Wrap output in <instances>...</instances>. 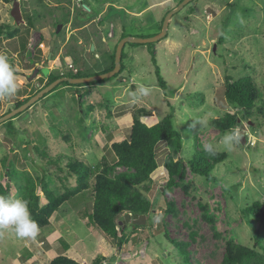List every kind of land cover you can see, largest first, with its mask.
Here are the masks:
<instances>
[{
	"label": "rangeland",
	"instance_id": "374dc122",
	"mask_svg": "<svg viewBox=\"0 0 264 264\" xmlns=\"http://www.w3.org/2000/svg\"><path fill=\"white\" fill-rule=\"evenodd\" d=\"M18 1L22 23L16 26L10 16L13 0H0V23L18 27L26 46L20 58L10 51L6 38L0 39V54L7 56L18 77L16 93L0 99V117L45 82L40 71L28 81L35 68H29L27 61L38 50L41 63L35 67L47 68L48 75L102 74L122 34L158 35L161 19L181 0ZM28 19L33 26L23 23ZM147 47L125 45L119 76L84 86L58 84L10 123L0 124V184L12 187L11 198H19L14 183L23 184L28 178L44 177L55 194L73 189L76 177L48 161L57 157L63 166L70 157L90 167L112 163L110 145L128 138L139 110L146 112L140 118L146 125L173 116L182 140L174 161L185 163L197 152H207L208 144L224 153L225 160L208 178L186 167L176 186L163 193L170 149L160 144L158 167L146 194L154 215L145 221L146 227L128 226L120 249L88 224L92 208L88 188L63 203L35 239L17 238L11 229L0 231V264H49L58 255L80 264H91L96 256L104 258L100 264H185L182 246L191 264H220L228 241L264 256V222L245 213L253 203L264 202V118L259 114L264 110V0H193L175 13L165 38L154 44L163 88L158 86ZM227 76L233 81L250 77L257 100L249 120L243 118L222 134L211 127V121L237 111L223 97ZM237 127L239 141L228 150L223 138ZM242 136L246 139L240 142ZM7 169L10 177L5 176ZM124 171L117 168L114 173ZM170 203L174 209L167 213Z\"/></svg>",
	"mask_w": 264,
	"mask_h": 264
},
{
	"label": "trees",
	"instance_id": "16d2710c",
	"mask_svg": "<svg viewBox=\"0 0 264 264\" xmlns=\"http://www.w3.org/2000/svg\"><path fill=\"white\" fill-rule=\"evenodd\" d=\"M3 1L8 2V0ZM168 12L169 11H167L165 15ZM164 16L158 24L157 32L161 30ZM31 22L32 21H29L28 19L23 23L33 26ZM20 31L21 30L18 27L14 29L11 28V25L9 24L0 23V39L2 37L6 38L10 51L19 55L20 58H23L26 46L25 42H23L22 38L19 36ZM123 37L126 36L122 34L120 39ZM154 44L155 43L144 45L148 46L147 48L151 55V63L154 66V74L158 86L163 88L165 83L160 76L159 68L156 64ZM128 45L134 47L139 46L140 44ZM124 48L125 46L123 47L121 54L120 71L113 77L119 76L123 69L122 61L125 55L123 52ZM114 55L115 49L107 56L109 67L103 71L102 74L113 69ZM40 56L41 52L38 50L37 55H33L31 60L29 59V61H27V63L30 62L31 64L29 68L33 67L38 69L35 66L41 63ZM9 63L11 64V62ZM89 76L91 75L81 72L75 74L71 72L66 75L49 74L45 80H42L45 81L43 85L39 83L40 87H38L36 91L29 96L27 95L22 101H16L13 103V106L7 110L5 114L20 107L39 90L61 77L81 78ZM40 79H42V77L37 80ZM42 81L40 80L39 82ZM62 83L65 84V86L69 85L66 82ZM80 85L84 86L85 84ZM52 91H54V89ZM45 96L46 95L42 98ZM223 97L225 101L230 106L235 107L237 111L226 112L222 117L211 121V127L222 134L232 131L237 125H239L238 121L240 123L243 118L244 121L246 119L249 120L250 112L257 100V92L254 89L253 80L250 77H243L233 81L230 77H225ZM91 107L92 106H89V110H91ZM138 114L140 115L132 118V125L128 138L115 141L110 145V151L113 154L112 163H99L94 167H90L70 157H66L67 159L64 160L66 163L63 166L58 165L59 161H57V157H54L55 160L51 163L48 161L49 165L53 164V167L60 169L61 172L65 173L67 176L76 177V187L73 189L64 188V191L61 194H55L45 183L44 177H42V179L28 178L23 184L19 182L14 183L13 186L18 192L19 199L28 202L31 217L38 223L40 229L49 225L53 213L63 203H66L70 197L80 192L87 191V189L90 188L92 208L91 213L87 216L88 224L94 225L100 229L107 237L113 240L116 243L117 248L120 249L126 240L125 230L128 226L138 229L146 227L147 224L144 226L132 224L118 226V218L128 213L131 215L145 216V221L147 222L148 218L154 215L153 205L146 194L149 192L148 184L151 182V174L158 167L156 151L160 144H165L170 149L164 163L168 180L166 186L162 189L163 193L176 186V178L181 177L185 173L186 167L192 174L208 178L214 167L225 160L226 155L224 153L213 151L212 153L197 152L196 155L191 156V158L185 163L181 160L174 161V158L181 152L182 140L173 127V116L167 114L157 123L146 125L140 120L141 117L146 116V112L144 110H139ZM259 114L264 118V110H261ZM12 119L8 120L7 123H10ZM66 140L68 139L66 138ZM117 168H123L125 171L115 174L114 170ZM8 170L9 169H7V171ZM7 171L5 172V176L10 177L11 175L9 174V171ZM11 188L12 187L7 183L0 184V195H5L11 198ZM160 194H162V192H160ZM263 207L264 202H255L245 209V213L262 223L264 222ZM173 209L174 207L170 203L167 205L166 212L171 213ZM206 209L207 208L202 207L203 211ZM82 218L84 219L85 216H82ZM205 218L208 222L212 221L210 217ZM171 243L174 246L177 245L175 241H172ZM176 247L178 249V246ZM182 248L183 262L185 264H191L188 259V253L185 252V246H182ZM103 260V257L96 256L91 264H100ZM49 264L80 263L67 256L58 255L54 257ZM220 264H264V256L261 257L254 251V249H249L237 245L232 241H228L225 245L224 255Z\"/></svg>",
	"mask_w": 264,
	"mask_h": 264
},
{
	"label": "water",
	"instance_id": "95a60500",
	"mask_svg": "<svg viewBox=\"0 0 264 264\" xmlns=\"http://www.w3.org/2000/svg\"><path fill=\"white\" fill-rule=\"evenodd\" d=\"M191 1H193V0H182L177 5L176 8L170 10L165 15L163 22H162L160 33L158 35L148 37V38L123 37L122 39H120L116 48H115L114 67L112 70L105 72L103 74H99V75H95V76H89V77H81V78L61 77V78L53 81L49 85L45 86L41 90H39L34 96H32L27 102H25L20 107L12 110L11 112L3 115L2 117H0V124L7 122L8 120L15 117L17 114H20L21 112L30 108L34 103H36L39 99H41L44 95H46L47 93L52 91L58 84H60L62 82H66L69 85H80V84H87V83L96 82V81H100V80L110 79L113 76L117 75L120 71V68H121V54H122L123 47L126 44H140V45L141 44H152V43H156L159 40L165 38L170 18L175 13L180 11L185 5L190 3ZM10 16L14 20V23L16 26H18L19 24L22 23V16H21L20 5H19L18 0H13V5H12L11 11H10ZM54 39H55V36L52 37V39L49 43L50 52H51L53 44H54V42H53ZM49 56H50V54L48 55V58H49ZM39 71L41 73H43V75L45 77L48 76V69L47 68H44L41 70L34 69L32 74L28 77V81L34 79L37 76ZM238 123H239V121H238ZM243 140L245 141L244 136H242L240 138V142H243ZM145 220H146L145 216H137V215H131V214L126 213V214H124L118 218V226L126 225L128 223H131L132 225H144Z\"/></svg>",
	"mask_w": 264,
	"mask_h": 264
},
{
	"label": "clouds",
	"instance_id": "9594fccd",
	"mask_svg": "<svg viewBox=\"0 0 264 264\" xmlns=\"http://www.w3.org/2000/svg\"><path fill=\"white\" fill-rule=\"evenodd\" d=\"M17 89L18 77L15 69L9 63L7 56L0 54V99L15 94ZM142 91L147 93V89ZM238 141L239 137L234 133L223 138V144L228 150H231ZM205 150L212 153L213 145H206ZM9 229L13 230L17 238L21 239H35L40 232L38 223L31 217L27 201L0 195V231Z\"/></svg>",
	"mask_w": 264,
	"mask_h": 264
},
{
	"label": "built area",
	"instance_id": "2783aa9c",
	"mask_svg": "<svg viewBox=\"0 0 264 264\" xmlns=\"http://www.w3.org/2000/svg\"><path fill=\"white\" fill-rule=\"evenodd\" d=\"M233 133L236 134V135H238V137H239V135H241L240 129L238 127L233 131ZM246 136H249L250 137L249 132H247ZM250 145H252V142H250Z\"/></svg>",
	"mask_w": 264,
	"mask_h": 264
}]
</instances>
